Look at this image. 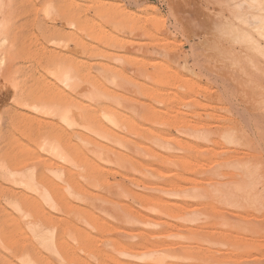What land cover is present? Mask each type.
Returning <instances> with one entry per match:
<instances>
[{"label": "bare ground", "instance_id": "obj_1", "mask_svg": "<svg viewBox=\"0 0 264 264\" xmlns=\"http://www.w3.org/2000/svg\"><path fill=\"white\" fill-rule=\"evenodd\" d=\"M8 1L0 0V70L5 59L3 52L5 45L8 43V32H10L6 10L7 8L10 9L11 5L8 4ZM9 3L12 4L13 2ZM232 3H234L235 8L232 13L234 18L229 23L225 21V17V20H222L223 25H225L224 33L226 32L223 37L225 38L227 34L230 38L229 40L243 48L239 51L225 48L224 52H220V48L223 46L218 44L220 46L218 50H220L219 52L223 55V58L229 60L227 63H229V66L231 65V68L229 67L230 70L228 72L234 75L232 79L237 77L235 79L237 81L241 78L242 81H235L236 83L244 84L243 80L258 79L255 85L252 80L250 83L253 85H249L254 86L252 87L253 89L256 87L255 90L257 92L254 90V94L257 93L259 96L255 97L258 102L254 99V94L250 97H253L255 103L264 105V63L261 64V61L263 62L264 60V0H233ZM77 4L74 5L71 0H66L62 2L61 6H54L53 1L50 0L47 6V13L48 15L56 13L63 20V24L68 26L70 23L71 27V24L75 23V27L78 25L79 27L77 28L80 31L86 32L92 23L89 25L88 20H82L81 13H76L74 6ZM96 7L93 9L98 14L97 12L102 7L99 6V9ZM151 8L152 11L157 10L155 7L151 6ZM101 13L100 17L102 16ZM123 15L125 14L123 13ZM131 18L135 20L134 17ZM155 18L153 16L151 18L155 22L149 20L152 23V29L158 25V29L162 31L165 22L159 21V17H157V23ZM121 20H124V17ZM127 20L129 19L127 18ZM118 22L116 24H120ZM154 23L156 24L154 25ZM222 23L220 22L219 28H222ZM62 27L51 26V30L61 33V36H54L55 38L52 36V40L58 41L61 38L60 41L68 42L69 40L72 43L74 38L72 34L70 35L71 31H66L65 29L68 27H64V25ZM92 28L95 30V27ZM93 29H91V32L88 31L90 36L93 33L95 34ZM88 32L85 35L81 34L88 38ZM155 33L153 32V34ZM220 34L222 35V29ZM131 35L133 34L131 33ZM70 36L72 39L69 38ZM150 36L153 38L154 35ZM156 36L151 40V49L147 48L148 43H145L147 46L143 43L145 48L142 44L132 41L129 42L130 47L128 48L133 50V54L136 49L142 52L145 51L149 56V62L147 61V63L152 62L151 65H154L155 68L157 64L152 57L160 53H162V56L165 55L178 60L179 55L176 54L177 57L172 51L174 48L171 50V47H169L172 41L171 44L170 42L166 43V40H164L165 43H161L160 38L158 37V39ZM93 38L98 37L93 35ZM102 38L104 40L106 37L102 36ZM102 38L100 39L99 37L100 40ZM165 38L166 36H164ZM107 39V42H109L110 38L108 37ZM142 39L144 40V38ZM167 39H169L168 36ZM226 39L228 38L226 37ZM116 40H114V44H116ZM75 41H73L75 44V50L73 51H78L80 45ZM164 41L162 40V42ZM54 43L60 47L58 44L61 43ZM65 43L64 45H67ZM127 43L125 41V44ZM173 45L172 47H176ZM115 46L120 45L117 42ZM192 50H196V47L192 48ZM171 51L174 55L170 53ZM80 52L83 54L90 53L97 58L110 56L107 52L98 51L97 48L93 47L89 49L84 45L80 48ZM48 56L45 70H48L49 74L46 71L44 72L58 78L61 81L60 83L65 84L64 86H67L65 88L69 89V91L68 93L60 92L58 90L61 89L57 88V90L53 84L52 87L54 86L53 88L58 91L54 94L55 90L50 86L52 84L50 82V89L54 90H50L51 94L48 91L49 89L46 90L47 87L49 88L48 83H45L42 78V82L44 80V89L46 87V92L48 91L47 93L52 97L54 94L55 98L50 101V96L45 92L47 96L43 93L46 97L44 95L37 98L34 97L37 100H34L35 103L37 102L36 107L32 106V104H35L34 102H32L31 106L32 109L33 107L35 108L33 109L35 113L40 110L39 114L37 113L38 115L41 114L42 116L43 113L45 116L47 112L46 117L50 118L48 113H51V117H56L57 119L55 120L58 123L59 118L62 124L67 126L68 130L63 129V133L60 134V131L59 133L54 131L57 128L54 129L49 124L54 129H52L54 132L52 131L48 134V131H41V122L43 121H38L40 123L38 126L41 128L38 127V131L36 130L37 132H35L37 134L36 139L34 138L36 142L25 136L28 142L20 141L17 144L15 143L17 153L11 154L10 152L11 156L15 155L17 157L18 155V158L23 156L25 157L24 159H27L25 164L21 165L22 167L16 168L17 166L15 167L12 163L11 166L15 168L10 165L6 167L7 164L4 163V157H1L2 162L6 166L0 163V176L12 188L10 189L9 187L7 190L3 188L4 191L8 192V194L11 192L15 197L17 191L14 188H18L22 195L16 194V198L7 201V205L13 209L18 217L15 220V217L12 216L15 220L14 226H8L10 222L5 219V222L9 223H7L8 225L5 223L6 226H4V224H1V222H4L2 221L3 219H0V249L4 251L2 256H0V264H264V253L260 251L262 248L264 249V161L260 150V153L256 151L257 142H255L257 146L254 147V142L248 138L249 135L246 136V131L244 130V132L241 126L238 125L240 120L236 123L234 119L226 115V117L220 116V122L213 124L210 122L212 120L210 112L204 113L209 115L210 120H207L209 117H206V119L200 118L198 113L199 116L197 118L195 116L194 119H192L191 113L192 118L190 116L191 119H189L186 113H180L181 117L180 115L178 117L177 114L179 112L171 108L176 104H173L174 101L178 103L181 101L180 103H182V106L184 104L185 107L190 105L189 108L187 107L188 111L189 109L192 110L193 107L197 108L196 106H200V101L198 100L200 97L197 95V91L202 88L197 82L200 81L201 83L200 77L195 75L199 80L193 79L185 76L187 73L185 75L180 74L178 70L177 72L172 70L173 73L167 74L161 68L159 70L160 66H157V71L152 72L151 70L152 73L147 72L149 74L147 77L157 88H152L148 91L149 88L146 90L145 84L139 88L142 89L145 86L142 89L143 91H141L135 86H139L142 83L134 80L135 76L131 79V77L124 75L122 73L123 70H117L118 68L116 70L108 68L109 65L104 68L102 64H97L96 66L103 67V70L99 68L103 72L92 75L91 71L88 70V66L86 69L82 62L75 61L72 56L62 58L59 62L61 68L55 65L56 58L62 56L60 53L51 51L48 52ZM114 57L117 56L114 54ZM158 57L161 58V56H156V58ZM122 59L121 61L124 62L125 59L123 57ZM165 59L169 58L164 57ZM197 59L200 60L201 57ZM183 60V66H186V58ZM110 61L112 62L109 59ZM141 61L139 62L140 66L142 65L141 63H144ZM154 61L155 63H153ZM178 61H181L180 57ZM115 62L117 61L115 60ZM168 62L171 64V61L168 60ZM126 63L124 62V64ZM147 63H144L140 70ZM169 63L167 64L169 65ZM175 63L177 64L175 67H179L180 63L179 65L177 62ZM195 64L194 66H196ZM118 65L120 64L118 63ZM131 66L128 67L132 68ZM140 66L135 65V67ZM182 67L180 68L182 69ZM165 68L167 72L171 69ZM193 68L198 69L201 66L199 67L198 65ZM208 69L211 70V73L213 72L212 69ZM188 70L193 72V69ZM200 70L198 69V71ZM139 71L138 73L134 71L136 72L135 75L142 74V71ZM123 72L125 73V71ZM222 72H220L221 75L223 74ZM138 76L143 77L142 75ZM144 77L147 80V77ZM56 78L54 79L57 80ZM143 78L139 81L142 82ZM228 78L231 79V76H228ZM259 81L262 83H259ZM131 82V87L134 86L135 89H138V92L141 91L140 94H142L140 96L133 89L134 87H127V84ZM146 83L151 84L147 81ZM236 85L239 86L240 84ZM238 86L235 87L239 88ZM245 86L243 85V88ZM171 87L173 89L175 87V93L170 91ZM252 88L250 87V89ZM205 90H203V93ZM207 90L211 94L210 96L214 95L211 89L207 88ZM36 91L33 93H36ZM246 91L248 90L246 89ZM30 93L32 94L31 91ZM247 93L244 94L246 95ZM39 94L41 93L39 92ZM215 94L218 95L219 93ZM216 95L214 96L216 97ZM48 96L49 100L47 101ZM247 96L249 99V94ZM28 97L26 96V98ZM243 97L244 95H242ZM147 98L150 100L148 102H154L151 104L145 102ZM221 98L223 97L220 95L219 99ZM249 100H251L249 103H254L252 99ZM168 101H173L172 106L169 104L165 108L163 105L168 104ZM154 103L155 105L158 104L155 106ZM159 104L163 106V110L161 109L162 107H159ZM201 106L203 107V105ZM249 106L247 105V107ZM24 108L27 109V107ZM175 108L177 107L175 106ZM179 108L182 107L180 106ZM260 108L261 106L258 111ZM217 109L218 107H216V113L218 112ZM205 111L207 110L204 108ZM21 115L23 114L21 113ZM215 117L217 119V116ZM258 118L260 119V117ZM253 119L256 120V125L260 123L257 122L259 120ZM263 120L262 118L261 123H264ZM0 123V138H3L2 129L4 127L1 128L3 124L2 122ZM261 123L259 124L261 126L257 125L258 127L255 126V128L257 127L258 131H260L261 134L258 131L257 133L263 137H260L262 142V139L264 140V134L262 135L264 127ZM49 125L47 128L51 129ZM168 128H173L175 133ZM57 130H59V126ZM31 131L33 132V130ZM28 134L30 136V133ZM4 138L3 140H5ZM18 140L26 139L21 138ZM62 140H69L68 143L66 142L68 144L66 151L64 150L66 147V144L64 145L65 142L63 143L65 147L64 149L62 148ZM13 141L16 140L14 139ZM59 143L62 146V152L65 151L66 155L61 154ZM4 145L6 146L7 144ZM50 155H54L52 157H55L56 160L60 156L61 160H63L62 156L64 155L66 158V163L64 164L66 166H60L63 163L60 165L55 164ZM7 160L6 157V162ZM19 163L24 162L20 161ZM117 177L120 180H116ZM6 192L4 193L6 194ZM18 193L20 192L18 191ZM12 195L11 198H13ZM3 198L6 201V197L4 196ZM137 203L140 204V207H138L139 204ZM6 227L14 228L13 231H10L12 232L11 234H8L10 228H7V230Z\"/></svg>", "mask_w": 264, "mask_h": 264}, {"label": "rangeland", "instance_id": "obj_2", "mask_svg": "<svg viewBox=\"0 0 264 264\" xmlns=\"http://www.w3.org/2000/svg\"><path fill=\"white\" fill-rule=\"evenodd\" d=\"M51 1H53V5L54 6H61L62 5V2H65L66 0H51ZM9 2H13V3L11 4ZM49 2H50V0H14V1L9 0L8 1V4L11 5L9 7L10 9L7 8V10H6V12L8 14V19H9V27L8 28H9L10 32H8V34H9V39L7 41L8 43L4 47V52L5 53L2 51L5 59H4L3 63H2V65H1V70H0V122H2V124H3V125H1V128L4 127V129H2V131H3V134L5 135V136L4 135L2 136L3 138L5 137L4 138L5 140H3V138H0V142L2 141L0 143V161H1L0 163H2V164L6 163L7 166L4 164L6 167H9L8 165L11 166V163H12L13 165H15V167L17 166L16 168H20V167H22L21 165L25 164V162L27 161V159H24L25 157L21 156L22 158H20V157L18 158V155L16 157L15 155H12L11 156V154L14 153V152L17 153V150H16L17 148H16L15 145L18 142H20V141H22V142H28V139L27 138H29L30 140L33 139L32 141H35L36 142V140H34V138L36 139V137H37V134H35V132L38 131V129H39L38 127H40V126H38V124H40L39 122L41 120L43 121V122H41V125H42L41 127L43 128L42 129L40 127L41 128V131H45V132L48 131L47 132L48 134L51 133L55 128L58 129V126H59V130H57V129L54 130L57 133H59V131H60V134H62L63 133V129L64 130L67 129V126H65L64 124H62V121L59 118H58L59 123H58L57 120H55V119H57L56 117H53L52 118L51 117L52 116L51 113H48L49 116H50V118H48V116L46 117V113L47 112L45 113V116H44L43 113H42V116H41V114L38 115L39 112H40V110L39 111H36V110H38L36 108V110H35L36 113L33 110V109H35L34 107H36V104H37V102L35 103L34 100L37 101L36 98L37 97H41L42 95H44L43 93H45L46 90L49 89L48 91L51 94H52L51 91H54V90H55L53 92L54 94L56 92H58V91H60V92L61 91L62 92L64 91L66 93H68V91H69V89H66L67 86H64L65 84L63 85V83H60L61 81L58 80V78H56V77H54L52 75L54 78L57 79V80H55L51 76V74L48 75L49 74L48 73V70H45L46 69V66L45 65L48 62V58H49L48 52H51V51L58 52V53H60L62 55L61 57H57L56 60H55V65L58 68H61V64L59 62L62 60V58H65L67 56H70V57L72 56L73 59H75V61L78 60V61L82 62L84 64V66H86V69H87V66H88V70L91 71V74L92 75H94L96 73H99V72H103V71H101V69H99V68H102V70H103V67L96 66L97 64H102L104 66V68H106L109 65L108 68H112V69H115V70L118 68L117 70L120 69L121 71L122 70L125 71V73L123 71H122V73L124 75H127L128 77H131V79L134 78V76H135V79L134 80H137L138 83H142V84H139V86L136 85L135 87L136 88L138 87V89H139L140 87H142L141 85H145L146 84L145 85L146 86V90H147V88H149L148 91H150V89H152V88H157V87H155L156 85L154 84L155 85L154 86L152 84V81L147 77V76H149V74H147V72L152 73L154 71H157L156 70L157 66L158 67L160 66L158 69L159 70H161V69L164 70L167 74L168 73H173L174 70H175V72H177V70H178V72H180V74L185 75L187 73L185 76H187V77L189 76V77H191L193 79L199 80L198 78H196V76L197 77H200L201 83H200V81H197L199 83V85L202 87V88H200L201 90L197 91V93H198L197 95H198V97H200V98L197 97L198 100L200 101V106L199 107L198 106H196L197 108L190 107V108H192L193 111L191 109H189V111H188V108H189L190 105L185 107L184 104L182 106V103H180L181 101H179V103L177 101L176 102L174 101V103H173V101L172 102H169L172 99V97H171V99L169 98L170 100L167 102L168 104H165L163 106L165 108H167V106L169 104H171V106H172V103L173 104L176 103L171 108H174L175 111H178L179 112L177 114V116L179 117V115H180V117H181V114L180 113H186V114H188V118L189 119H191L192 116H193L192 119H194L195 116L197 118L199 115H200V118L202 117V119H206V117L208 118L209 115H205L204 113L210 112V114L212 116L211 117L212 120H210V117L207 120H210V122L213 123V124H217L218 121L220 122V120H219V119H221L220 116L226 117V115L229 116V117H231L232 119H234L236 123H237V121L240 120L238 122V125L241 126V128L243 129V131L244 130L246 131V132L244 131L245 134H247L246 136L249 135L248 138L254 142V147H256L257 144H258V146H260V147L257 146V150L256 151L259 152V150H260L261 153L260 152L259 153L263 155V156L261 155V157L263 158V161H264V154H263L264 153V144H263V141L264 140L262 139V142H261L260 137H262V136L257 133V131H258V128L257 127L258 126H261L259 124L261 123L262 118L264 119V116H263L264 114H262V112H264V110H263L264 109V105H260V104H257V103L254 102L256 100L255 97L256 96L259 97V96L257 95V93L254 94L255 91L257 92V90H255L256 87L253 89L252 87H254V86H249V85H253V84L250 83L251 80H252V83L254 82V85H255V82L258 79L256 80V79L252 78L250 80H247V79L245 81L243 80V83L244 84L236 83V82H240L241 78L239 77L240 80L238 79L237 81L235 80V79H237V77H235V79L234 78L232 79V77L234 75L233 74L231 75V74H229L230 72H228L230 70V68H231V65L229 66V63H227L229 60L227 58H223V55L220 53V52H224L223 50L225 48L226 49L227 48H229V49L232 48V49H236L237 51H239V50H241L243 48L240 45L234 44L231 40H229L230 38L228 37L227 34H226L225 38L227 37L228 39L225 40V38L223 37L226 32L224 33L225 25H223L224 23H222V20H225L224 19V17H225L226 18L225 21L229 23L234 18L232 16L233 11H235V8H234V5H233L234 3H232L233 0H230V1L229 0H87V1H85V0H73L72 1L71 0V2H74V5L78 3L76 6H74L75 7L74 10L76 9L75 11H76L77 14L81 13L80 15H82V20L83 21L88 20V22H89L88 24L89 25H91V23H92V25L90 26L91 28L88 26L89 27L88 28L89 29L88 31L91 32L92 31L91 29H93L92 27H95V30L93 29V31L95 32V34L92 32L93 33V34H91L92 36H90L89 35L90 33L86 30V32H88L87 35H89L88 38H86V36H84L86 34L85 31H83L84 32L83 33L82 31H80L79 28H77V27H79L78 25H76V27L74 26L75 23L74 24L72 23L71 24V27H70V23L68 24V26L65 25V24H63L64 23L63 20L60 17H58L56 13H53L51 15H48V13H47V8L48 7L47 6L49 5ZM78 5L80 7L79 10H78ZM92 5H93V7H92ZM95 6H97L98 9L100 7H102V8H100V10L101 9L102 10L101 11L99 10L100 13L102 12L101 13V15H102L101 17H100L99 11L97 12L98 14H96V10L94 11L93 8ZM138 6H140V7H138ZM151 6L152 7H155V9H157V10L152 11L151 10L152 9ZM143 7H145V8H143ZM82 8L84 9V11H83ZM147 9H149V10L147 11ZM123 13L125 15H123ZM142 13H144V14H142ZM150 14H151V16H150ZM122 15H123L125 21L124 20H121L123 18ZM126 15L127 16L129 15V16L127 17ZM152 16L153 17H156L155 19H156V22L157 23H158V20L161 21V22H165V26L162 29V31L158 29V25L155 26L152 29V26H151L152 23L150 21L152 20L153 22H155V20L151 19ZM131 17H134L135 20H133ZM157 17H159V19ZM127 18L129 20H131V19L132 20L129 21V20H127ZM163 20H165V21H163ZM121 21H122V23H121ZM135 21H136V23H135ZM117 22L120 23V24H116ZM125 22H126V24H125ZM148 22H150L151 24L148 23ZM220 22L222 23L221 24L222 25L221 26L222 28H219L220 27V25H219ZM226 22H225V24H226ZM97 23H98V25H97ZM129 23H130V25H128ZM155 24L156 23H154V25ZM160 24L161 23L159 22V25ZM162 24H164V23H162ZM63 25H64V27L65 26L68 27L65 30L68 31V32L71 31L70 35L72 34V37L74 39H72L71 36L69 38H71L73 41H75L76 38H78L77 39L78 41L76 40L75 42L79 43V45H80L79 48H78V51L79 52L78 51H73V50H75L74 49L75 48V44H74L73 41L71 43L68 40V42L65 41L66 42L65 43L64 41H60L61 38L58 39V41H60V42H58L56 40H54V41L52 40V36L53 37L54 36L55 37L56 36L58 37V36H61L60 35L61 33H57L55 31L51 30V26H57L58 28H63L62 27ZM122 25H124V26H122ZM126 25L130 29H128L127 27H125ZM137 25H139V26H137ZM73 27H74V29H73ZM156 27H157V29H156ZM132 28L133 29L135 28V29L133 30ZM154 29L157 31L156 33H159V34H156ZM164 29H166V30H164ZM221 29H222V35L220 34V30ZM151 30H154V31H151ZM116 32H118V33H116ZM144 32L145 33L147 32V33L145 34ZM149 32L150 33L152 32V34H150ZM153 32L155 34H153ZM81 33L84 34V35H82ZM98 33H99V35H97ZM131 33L133 35H131ZM104 34H106V35H104ZM149 34L150 35H154L153 38H155V36L157 35L156 37L157 38L158 37L160 38L161 43H165L164 40H166V43H169L170 42V44H171V41H172V44L169 45V47H171V50L174 48L172 51H174L175 55L176 54L179 55L181 61H178L179 60V57L177 55L176 56L178 57L177 58L178 60H175L176 58H173L172 59L171 57H166L165 55L162 56V53H160V54L157 53L159 55H156V53H155L156 56H161V58L158 57L159 59H163V60H160L159 61V59L156 58L155 55H154L155 57H152L156 61V64H157V66L155 68L154 65H151L152 62L149 63L150 65L147 63V61L149 62V56L147 55V53L145 51L142 52V51H139V50L136 49V50H134L135 52L133 54V50H131V48H128V47H130V45H129L130 44L129 43L130 41H132L134 43H137V44L140 43L142 45H143V43L144 44L145 43H148L147 44L148 46L146 44L145 45L147 46V48L151 49L150 43H152L151 40L153 38ZM73 35H75V36H73ZM93 35H94V37L97 36L98 38H93ZM145 35H147L148 38H146L147 36H145ZM102 36L106 37L105 38L106 41H105V39L103 40ZM164 36H166L165 39H164ZM167 36H168L169 39H167ZM99 37H100V39L102 38V40H100ZM108 37L110 38L109 39V42H107L108 41V39H107ZM150 37H151V39H150ZM142 38H144V40ZM49 39H51V40H49ZM89 39H91V40H89ZM98 39H99V41H98ZM111 39H112V41H111ZM115 39H117L115 41V43L117 44V42H118V44L121 47L120 46H115L116 45V44H114V40ZM162 40L164 42H162ZM218 40H220V41H218ZM51 41H53V42H51ZM103 41H105V42H103ZM125 41H127L128 43L125 44ZM54 42L61 43V44H58V45H60V47L57 46L56 43H54ZM63 42L65 44H67V45H64ZM82 43H83V45L85 47H87L89 49H91L92 47L95 48V49L97 48L98 51L107 52V53L110 54V56L109 57H104L105 58L104 59L103 57L102 58L101 57L100 58L94 57L90 53H88V54L84 53L83 54V53L80 52V48L83 46ZM104 43H106V44H104ZM85 44H87V45H85ZM102 44H104L105 46L102 45ZM113 44H114V46H113ZM218 44L219 45L221 44L220 46H223V47L220 48L221 51L218 50V48L220 47ZM62 45H63V48H62ZM125 45H126V48H125ZM172 45L173 46H176V47H172ZM192 45H193V47H192ZM65 46L69 50H67ZM68 46H70V47H68ZM195 47H196V50H192V48H195ZM124 48H125V51H124ZM44 49H45V52H44ZM128 51H130V52H128ZM172 51L170 53L172 55H174L172 53ZM71 52H73V53L76 52V53L73 54ZM140 52H141V54H143V53H146V54L141 55ZM114 54L117 57H114ZM112 55H113V57H112ZM145 55H147L148 57L145 56ZM197 55H198L197 58L201 57L200 60H198L196 58ZM45 56L47 57V59H46ZM128 56H131V57H128ZM151 56H152V54H151ZM122 57L125 59L124 60L125 63L128 60H130V61H128L126 64H124V62L121 61V60H123ZM164 57L165 58H169V59H165L164 60ZM184 57L186 58L185 64L186 63L188 64V65L186 64L187 67L185 65L183 66L184 60L182 61V59H185ZM114 58H116L115 60L120 65H118L117 62H115ZM109 59L112 60V62H114V63H112L111 61L109 62ZM194 59H196V60H194ZM166 60H167V62H166ZM168 60L171 61V64L168 62ZM174 60H175V62L178 63V65L180 63L179 67H177V68L175 67V65L177 66V64L175 62H173ZM201 60H202V62H201ZM223 60H224V62H223ZM140 61L141 62H144V63H147V64H145V66H143V68L141 70H140V68H141V66L144 63H141L142 65L140 66V63H139ZM155 61L153 63H155ZM191 61H193V62H191ZM131 62L133 63L132 66H131V64H132ZM196 62H197V64H195ZM116 63H117V65H116ZM134 63H135L136 66H140V67H135ZM167 63H169V65ZM173 63H174V65H173ZM222 63H223V65H222ZM262 63H264V60H263V62L261 61V64ZM127 64H130V65H127ZM163 64H165L164 67H162ZM194 64L196 66H194ZM124 65H127V66H124ZM198 65H199V67L201 66V68H203V69L198 68L199 70L201 69L200 71H198L197 68H195V69L193 68V67H197ZM128 66L129 67L131 66L132 68H129ZM165 67L171 68V69H169L170 71L167 72V69ZM180 67H182V69ZM184 67L187 68V69H185ZM204 67H206V68H204ZM207 67L210 68V69H212V71H213L212 73L213 74L211 73V70H209ZM134 68L135 69L137 68V70H135ZM143 69H144V71H143ZM188 69H191V70L193 69V72L192 71H189ZM223 69L224 70L226 69L225 70V73H224V70ZM139 70L142 71V74L135 75V73L136 72L138 73ZM151 70H152V72H151ZM182 70H184L185 72L182 71ZM218 70H220L219 73H218ZM44 71H46L48 74L46 72H44ZM134 71H136V72H134ZM182 72H184V73H182ZM205 72H207V73H205ZM220 72H222L223 74L221 75ZM227 72H228V76H231V79L228 78ZM131 73H132V76H131ZM200 73H202V74H200ZM138 75H140V76L142 75L143 77L146 76L147 77V80H146L145 77L144 78L143 77H139ZM207 75H210V76H207ZM42 78L45 80V83H48L47 84L48 86H49V84L52 83L50 85L51 87L54 84V86H55L56 89L58 88V89H61V90H58L57 89L58 90L57 91L55 88H53L54 86L52 87V89H54V90H51L50 89L51 88L50 86H49V88L47 87V89L45 87V89H46L45 90L44 89V85H43L44 80L42 82ZM138 78H140V79H138ZM141 78H143L142 79V82H140L141 81ZM143 80H145V81H143ZM46 81H48V82H46ZM146 81L148 83L150 82L151 84L150 85L147 84ZM211 81H214V82H211ZM227 81H229V82H227ZM233 81H234L235 84L233 83ZM246 81H248L247 84H246ZM261 81H262V79H261ZM261 81H259V83ZM263 81H264V79H263ZM38 82H40V83H38ZM232 83L234 84L233 87H232V85H233ZM248 83H250V84H248ZM40 84H42V85H40ZM236 84H240V85L238 86ZM127 85H128L127 87L130 86L129 88L134 87V86L131 87L132 82L130 84H127ZM243 85L244 86L246 85L245 88H243ZM247 85L249 86V88H248ZM235 86H238L239 88H237ZM36 87H37L38 90L36 89ZM135 87L133 89H135ZM203 87H205L206 90H207V88L209 90L211 89V91L213 92L214 95H216L215 93H217V94L219 93L221 95V97H223V98L219 99L220 98V95L219 94L216 95V97L214 95H213L214 97L213 96H210L211 94L208 93L209 91L208 90L206 91L205 89H203ZM250 87L252 89H250ZM39 88H40V90L42 89L43 92H42V90L40 91ZM28 89H30V90L28 91ZM33 89H34V91H32ZM138 89H135V90L138 92ZM142 89H139V90L143 91ZM170 89H171L170 90L171 92H174V93L176 92V90H174L175 87H174V89L172 87ZM172 89H173V91H172ZM244 89L245 90L247 89L248 91L245 92ZM249 89H250V91H252L251 93H250ZM203 90H205L204 93H203ZM231 90H232V92H231ZM30 91L32 92V94L30 93ZM35 91H36V93L38 92L37 93L38 95L36 93H33ZM141 91L138 92L139 93V96L142 94V93L140 94ZM235 91H237V93H235ZM242 91H244V92H242ZM39 92L41 94H39ZM200 92H201V94H200ZM49 93H47V94L49 95ZM244 93L249 94V97L250 96H253V94L255 95V96H253L255 100H253V97L252 98L251 97L249 98V99H252L253 100V102L255 103V105H254L253 102H252L253 104L249 103L251 100H249L247 94L245 95ZM47 94H46V96H47ZM54 94H53V97L49 95L50 96V101L55 98ZM208 95L210 96V98H209ZM242 95H244L243 98H242ZM19 96H20V99L21 100L19 99ZM26 96L27 97L28 96L29 97H33V98L36 97V98H34V99L33 98H29V97L26 98ZM49 96H48L47 101L49 100ZM203 98H205V99H203ZM241 99L242 100L244 99L243 101H245V102L243 103V101ZM26 100H27V103H26ZM146 100H145V102L150 101L149 98H147ZM206 100H208V101H206ZM217 100H219V101L221 100V101L219 102ZM214 101L215 102L217 101L219 104L217 102L215 103ZM32 102H34L35 104L33 105ZM153 102L151 101V102H148V103L151 104ZM256 102H258V101L256 100ZM185 103H188V102H185ZM222 103H224V104H222ZM31 104H32V106H34L33 109H32ZM178 104H179V106H177ZM207 104H208V106H207ZM154 105H155V103H154ZM201 105H203V107ZM247 105L248 106L250 105L251 107L250 106L247 107ZM256 105H258V106H256ZM163 106H161L159 104V107L160 108L162 107L161 108L162 110H163ZM175 106L177 108H175ZM180 106L182 108H179ZM210 106H212V107H210ZM260 106H261V108H262L263 111L261 110V108L258 111V109H259ZM20 107H23V108H20ZM24 107H27L28 110L26 108H24ZM30 107H31V109H30ZM216 107H218V109L220 107V109H221V110L220 109L219 110L217 109V111H218L217 113L218 114L215 112L216 111ZM169 108H170V106H169ZM204 108L207 111L204 112ZM176 109H178V110H176ZM179 109H183V110H179ZM213 110H214V112H213ZM253 110L254 111L256 110L255 113H253L254 112ZM190 111H192V112H190ZM193 112H196V113L193 114ZM201 112H202V114H201ZM222 112H223V114H222ZM247 112H248V115H247ZM260 112H261V115L263 117L260 115ZM21 113L23 115H21ZM191 113H192V116H191ZM224 113H226V114L224 115ZM256 115H259V116H256ZM190 116H191V118H190ZM215 116H217V119H216ZM26 117H28V118H26ZM258 117H260V119ZM241 118H242V120H241ZM253 118L259 120V121H257V122H260L259 124L257 123L258 126L255 123L256 120H254ZM21 119H23V120H21ZM28 119H29V121H28ZM37 119H39V120H37ZM34 121H35V123H34L35 125L33 124ZM46 121H48L50 123L47 122V124H46ZM212 121H215V122H212ZM14 122L15 123L18 122V123H16L17 125ZM24 123L27 124V125H25ZM30 123H32V124H30ZM44 124L46 125V129H45V125ZM49 124H51L54 129L51 128L52 126L49 125ZM54 124H55V127H54ZM261 124L264 127V123H261ZM14 125H16V126H14ZM48 125L50 126L51 129H49V127L47 128ZM21 126L24 127V128H22ZM60 126H62V127H60ZM255 126H257V127L255 128ZM25 127L26 128H29V129H26ZM30 128H33V129H30ZM61 128H62V130H60ZM168 129L171 130L173 133H175L174 132L175 130L173 128H168ZM29 130H30V132H29ZM31 130H33V132ZM19 131L20 132L22 131L21 132L22 134ZM26 131H27V133H26ZM262 131H263V129H262ZM24 132H25V134H24ZM258 132L260 133V131H258ZM28 133H30V136H29ZM31 134H33L32 135L33 137L31 136ZM263 134L264 133H262V135ZM20 135H22V136H20ZM258 135H259V137H258ZM7 136H8V138H7ZM9 136H10V138H9ZM21 138H25L26 140H18V139H21ZM14 139L16 141H13ZM61 142L60 143L63 146L62 147L60 145V143H59V145H60L59 147L61 149V152H62V148L64 149L65 146L66 147H65L64 150L66 151V148L68 146L67 143L69 142V140H67V141L66 140H64V141L62 140ZM255 142H257V144ZM63 143H64V145L65 144L66 145L64 146ZM4 144H7V145L5 146ZM12 144H13L14 148H13ZM10 149H12V150H10ZM10 152H11V154H10ZM64 152H62L61 154H65ZM61 154H59V155H61ZM52 156H54V155H52ZM1 157L4 160V163L2 162L3 160H2ZM6 157L8 159L7 162H6ZM10 157H12V158L10 159ZM62 158H63V160H61V156H60V158L56 160L55 157L54 158L52 157V160H54L55 162L54 161L53 162L55 164H57V165H60L61 163H63L60 166H66V164H64V163H66L65 162V159L66 158L64 157V155L62 156ZM20 161L21 162H24V163H19ZM58 161H60V163H58ZM61 161H63V162H61ZM11 167H14V166H11ZM117 179L120 180L119 177H117L116 180ZM127 183L130 184L129 182H127ZM0 186H1L0 187V191H1L0 192V194H1L0 195V216H1L0 219H3L2 221H4L3 223L1 222V224H4V226H6V225H8L7 223L10 222V224L8 226L13 227L14 226V222H15L16 219H18V217L14 213L13 209L7 205L8 204L7 201L13 200L14 198L17 197L16 194L22 195V193H21L20 189L14 188L17 191L16 194H15V197H14V195H12L11 192H9L10 194H8V192L4 191V189L7 190V188H9V187H10V189H12V188H11V185L9 183H6V181H4L1 178V176H0ZM2 191H3V193H2ZM18 191L20 193H18ZM4 192H6V194ZM7 195H9V196L7 197ZM11 195H12L13 198H11ZM4 196L6 197V201L4 200L5 198H3ZM137 204H139V203H137ZM138 207H140V204L138 205ZM7 213H10V214H7ZM12 216L15 217V220H14V218ZM4 219L6 221L8 220L9 222H5ZM5 223H6V225H5ZM7 228L8 227H6V229ZM11 229L12 228H10V230L8 231V234H11L12 232H10V231H13L14 228L12 230ZM17 235H19V234H17ZM0 251H1L0 256H2V254L4 253V251L2 249H0ZM260 251L262 253H264V249L263 248Z\"/></svg>", "mask_w": 264, "mask_h": 264}]
</instances>
